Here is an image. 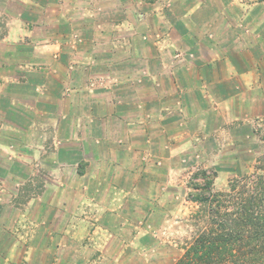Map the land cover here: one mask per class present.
I'll return each instance as SVG.
<instances>
[{"label":"crops","instance_id":"1","mask_svg":"<svg viewBox=\"0 0 264 264\" xmlns=\"http://www.w3.org/2000/svg\"><path fill=\"white\" fill-rule=\"evenodd\" d=\"M6 1L0 103L36 135L23 175L54 181L0 223V264L120 260L187 157L226 160L264 116V2Z\"/></svg>","mask_w":264,"mask_h":264},{"label":"rangeland","instance_id":"2","mask_svg":"<svg viewBox=\"0 0 264 264\" xmlns=\"http://www.w3.org/2000/svg\"><path fill=\"white\" fill-rule=\"evenodd\" d=\"M13 4L15 8L22 5L19 1H13ZM6 6L9 7L8 1L4 3V0H0V7L5 9ZM3 107L4 104L0 103V223L7 221L14 227L21 217L22 207L38 193L41 195L42 183L46 181L52 184L54 175L51 173L52 166L47 163L42 168L32 165L34 175L39 174L37 170L40 169L45 177L32 175V179H28L23 175L26 166L21 158L36 155V151L26 148L23 142L28 138L35 140L36 135L31 130L27 132L29 119L25 120L24 116L6 117ZM252 120L250 128L245 126L243 129L246 130H238L246 131L248 136L244 140L237 141L235 147L221 149L220 154L226 160L213 163L208 161L211 159L207 156H202L196 158V162L189 155L177 174L182 178L183 185L179 190L180 196L176 198L172 195L170 200H162L160 196L161 202L141 217L136 236L129 241L133 243L127 244L121 259H103L104 264H180L181 260L187 264L185 252L200 232L209 226L211 208L214 206L216 209L218 204L215 202L216 195L229 191L236 179L245 180L246 176L254 174L258 159L264 156V116ZM11 121L16 123L12 125ZM46 150L49 152L53 149ZM170 189L173 193L177 187L170 186ZM157 190L160 191L159 188ZM45 194L44 199L49 198L50 194ZM164 201L170 202L162 206ZM243 262L248 263L246 260ZM222 263L241 262L229 258Z\"/></svg>","mask_w":264,"mask_h":264},{"label":"trees","instance_id":"3","mask_svg":"<svg viewBox=\"0 0 264 264\" xmlns=\"http://www.w3.org/2000/svg\"><path fill=\"white\" fill-rule=\"evenodd\" d=\"M215 202L209 226L185 252L187 264H223L229 258L238 264L244 260L264 264V156L254 174L236 179L229 191L216 195Z\"/></svg>","mask_w":264,"mask_h":264}]
</instances>
